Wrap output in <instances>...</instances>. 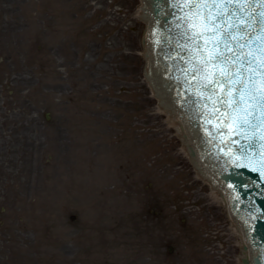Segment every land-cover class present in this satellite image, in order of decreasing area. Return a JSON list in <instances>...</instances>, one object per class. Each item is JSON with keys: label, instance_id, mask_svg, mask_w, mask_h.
Instances as JSON below:
<instances>
[{"label": "rangeland", "instance_id": "374dc122", "mask_svg": "<svg viewBox=\"0 0 264 264\" xmlns=\"http://www.w3.org/2000/svg\"><path fill=\"white\" fill-rule=\"evenodd\" d=\"M141 7L0 0V264H243L144 76Z\"/></svg>", "mask_w": 264, "mask_h": 264}, {"label": "water", "instance_id": "95a60500", "mask_svg": "<svg viewBox=\"0 0 264 264\" xmlns=\"http://www.w3.org/2000/svg\"><path fill=\"white\" fill-rule=\"evenodd\" d=\"M143 1H148L154 15L151 31L153 66L150 52L148 57L158 101L164 106L168 103L169 108L179 114L185 137L183 143L188 152L190 149L195 150L192 153L196 156L191 157V160L198 172L206 176L207 182H212L228 202L226 195L215 184L216 179L226 189L233 224H238V220L243 225L253 249L254 264H264V165L260 163L264 160V148L257 146L245 152L241 148V145L247 144L244 130L241 129L238 133L237 126L230 120L219 117V113L214 116L209 111L211 104L202 107L200 97L192 87L195 81L191 79L190 73L182 71L188 67L185 63L188 53L184 45L191 43L185 35L187 25L184 20L189 9L182 6L181 0ZM149 12L152 13L150 9L142 8L140 14L152 25L153 19ZM146 28L148 30V25ZM146 36L147 31L141 34L145 54ZM147 66L148 63L144 76L150 84ZM153 93L155 94L154 90ZM257 135H260V130ZM241 164L244 166H240ZM248 244L247 240L243 242L248 249L249 264H252Z\"/></svg>", "mask_w": 264, "mask_h": 264}, {"label": "snow or ice", "instance_id": "6c2138e0", "mask_svg": "<svg viewBox=\"0 0 264 264\" xmlns=\"http://www.w3.org/2000/svg\"><path fill=\"white\" fill-rule=\"evenodd\" d=\"M181 4L189 9L184 20L191 42L184 45L188 67L182 71L195 81L192 87L201 106L211 104L214 116L219 113L230 120L238 133L244 130L245 152L264 148V0H181ZM260 163L264 165V160Z\"/></svg>", "mask_w": 264, "mask_h": 264}, {"label": "bare ground", "instance_id": "6f19581e", "mask_svg": "<svg viewBox=\"0 0 264 264\" xmlns=\"http://www.w3.org/2000/svg\"><path fill=\"white\" fill-rule=\"evenodd\" d=\"M141 10H142V7H141ZM146 22L148 23V19H146ZM162 106H163L162 108L165 109V110L167 111V114L170 115V117L173 119L175 125L178 127V129H179V131H180V134H181L182 137H183V140H185V137H184V135H183V128H182L181 121H180V118H179V114H175V112L173 111V109H172V108H169L168 103H166L165 106H164V105H162ZM184 147H185V149H186L185 144H184ZM186 151H187V149H186ZM187 152H188V151H187ZM192 162H193V161H192ZM194 165H195V164H194ZM195 167H196V169H197V166H196V165H195ZM197 171H198V169H197ZM198 174H199L200 177H202V179H204V180L206 181V183L212 185V193H211V195H212L213 199H214L215 201H221V200H222V201L225 203V205L228 206V202H226V199H223V196L219 193L218 188L215 187V185H214L212 182H207V178H206V176H203L202 173H199V172H198ZM232 228L234 229V232H235V233H238L239 236H240L241 238H243V240H244L243 232H242V230H240V228L238 227V224H232ZM243 242H244V241H243ZM243 246H244V245H243ZM243 256H244V257L242 258V260H244V259L249 260L248 249H246V250L244 251ZM248 264H249V262H248Z\"/></svg>", "mask_w": 264, "mask_h": 264}]
</instances>
